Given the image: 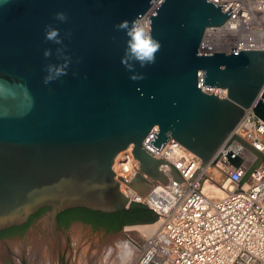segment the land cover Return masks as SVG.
<instances>
[{
  "label": "water",
  "instance_id": "95a60500",
  "mask_svg": "<svg viewBox=\"0 0 264 264\" xmlns=\"http://www.w3.org/2000/svg\"><path fill=\"white\" fill-rule=\"evenodd\" d=\"M150 3L0 0V231L43 207L53 220L73 207H148L127 197L117 180L122 171L114 163L124 149L139 163L134 179H122L139 194L169 182L161 166L186 183L144 150L154 126L160 130L149 144L158 151L172 136L201 158L191 178L226 140L239 139L228 138L255 102L264 121V49L200 51L206 29L232 13L208 0H165L150 17V33L162 44L156 63L137 64L145 79H129L121 63L128 37L114 26L140 18ZM58 12L68 20H56ZM48 25L60 30L62 44L45 39ZM58 48L71 58L68 74L45 84L47 66L64 63ZM199 75L221 94L204 91Z\"/></svg>",
  "mask_w": 264,
  "mask_h": 264
},
{
  "label": "built area",
  "instance_id": "2783aa9c",
  "mask_svg": "<svg viewBox=\"0 0 264 264\" xmlns=\"http://www.w3.org/2000/svg\"><path fill=\"white\" fill-rule=\"evenodd\" d=\"M164 1L151 0L140 17L149 31L150 17ZM208 1L224 11L231 8L232 13L224 24L206 29L200 51L264 49V40L255 41L257 33L264 37V0ZM199 78L204 91L221 94ZM263 92L264 87L258 98ZM255 105L246 109L228 138L240 140H226L209 166L200 167L191 178L201 158L172 136L158 151L149 142L160 129L154 126L149 131L142 142L144 150L167 161L186 183L175 180L170 167L161 166L169 182H153L148 195H141L125 181L134 179L139 161L127 149L118 154L116 167L125 179H117L122 191L131 200L139 198L163 221L158 232L141 244L136 264H264V161H259V154L264 156V121L256 115ZM235 159H241L239 166ZM213 168L221 176L216 178ZM213 188L224 194H210Z\"/></svg>",
  "mask_w": 264,
  "mask_h": 264
},
{
  "label": "bare ground",
  "instance_id": "6f19581e",
  "mask_svg": "<svg viewBox=\"0 0 264 264\" xmlns=\"http://www.w3.org/2000/svg\"><path fill=\"white\" fill-rule=\"evenodd\" d=\"M256 37H258V39L264 40L263 33H257L255 36V41H257ZM213 156L210 157L209 160L205 162L203 166L206 167L209 166V163L212 160ZM116 160L114 163L115 167H116ZM210 171L213 173V175L216 178L221 176L220 171L216 168L210 169ZM209 193L216 197H220L224 194V191L221 189L213 188ZM162 222H163L162 220H159L157 221L158 224L155 225L152 224V225L127 226L121 233L110 239L108 244L110 243L112 244L110 245L106 244L107 246L106 245L98 246L96 251H94L95 253L93 252L94 255L92 256V258H89V256H85V258L82 257L76 263L73 262L72 263L73 264H130L131 261L134 260V258L136 257L133 262V264H136V261L140 254V250H138V247L130 239V237L139 236L138 239L145 245L148 239L158 232V230L162 225ZM43 225L47 231L44 237L41 235L42 238H38V234L36 232L34 231L31 232L30 249L32 250V254L31 257H29V261H30L29 264H54L55 260H58L62 257L64 253V247L66 248L70 247V241H69L70 238L74 241H77L79 239L80 227L78 225L77 227L75 226V228L72 230L73 232L70 235L60 232L57 233L55 223L51 219V217L45 218L43 221ZM6 244H8L11 250L14 251L15 261L18 262L17 264H26L23 263L21 258V254H23L22 252L26 251L24 250L26 248V245L23 248L22 247L24 245L23 242H21L18 239L11 240L7 243H0V264H4L1 254L3 252L2 249H4L3 247Z\"/></svg>",
  "mask_w": 264,
  "mask_h": 264
},
{
  "label": "clouds",
  "instance_id": "9594fccd",
  "mask_svg": "<svg viewBox=\"0 0 264 264\" xmlns=\"http://www.w3.org/2000/svg\"><path fill=\"white\" fill-rule=\"evenodd\" d=\"M55 19L60 22H66L68 16L64 12L56 13ZM117 31H124L128 37L126 41L125 54L121 58V63L125 67L126 71L131 73L129 79L132 81H140L145 79L143 73L137 72L136 65L139 64L141 69L147 68L150 65L156 63V54L160 51L162 44L159 40L154 38L147 26L138 17L132 21H121L114 26ZM45 39L52 41L56 44H62L63 41L60 37V30L48 25L45 29ZM70 37L71 32L65 34ZM58 58L63 59L64 63L60 65L50 64L47 66L46 71L48 75L44 79V83L48 84L61 76L67 75V69L71 63V58L66 56L63 48L57 50ZM45 57H50L52 52L50 49L44 53Z\"/></svg>",
  "mask_w": 264,
  "mask_h": 264
},
{
  "label": "rangeland",
  "instance_id": "374dc122",
  "mask_svg": "<svg viewBox=\"0 0 264 264\" xmlns=\"http://www.w3.org/2000/svg\"><path fill=\"white\" fill-rule=\"evenodd\" d=\"M45 218H50V216L48 215V212L37 217L33 221V223L31 224L30 228L25 232L24 235H18L17 234V235L8 237L7 239H4L3 241H0V243H7V242H9L11 240H15V239H18L21 242H23L24 245L22 247L24 248L26 245V248L24 249L26 251L22 252L23 254H21V258H22L23 263L29 264L30 263L29 257H31V254H32V250L30 249L31 248V246H30V244H31V237H30L31 232L32 231L36 232L38 234V238H42V236L44 237V235L47 232L46 228L43 225V221ZM155 222H156L155 224H158L157 221H155ZM155 224H153V225H155ZM77 225L80 227L79 228L80 235H79V239H78L79 241L77 240L78 241L77 242V241H74L70 238V240H69L70 241V247L69 248L64 247V253H63L62 257L58 260H55L56 262L54 261V264H73V263H76L77 261H79L82 257L85 258V256H89V258H92V256L95 253L94 251H96L98 246L106 245V244L107 245L112 244V243L108 244L112 237L121 233L127 226H133V225H126L118 232H113V231L112 232H104L98 228H93L89 225L77 222V223H73L63 233L70 235L73 232L72 230L75 228V226L77 227ZM138 238H139V236L130 237V239L138 247V250H140L141 244L142 245H144V244ZM86 247H88V248H86ZM3 248L4 249H2L3 252L1 255H2V260H3L4 264H17L18 262L15 261L14 251L11 250V248L8 246V244L4 245ZM83 248H85L86 250ZM67 250H69V251H67ZM71 257H72V259H71ZM135 258H134V260H135ZM134 260H132L130 264H133Z\"/></svg>",
  "mask_w": 264,
  "mask_h": 264
},
{
  "label": "trees",
  "instance_id": "16d2710c",
  "mask_svg": "<svg viewBox=\"0 0 264 264\" xmlns=\"http://www.w3.org/2000/svg\"><path fill=\"white\" fill-rule=\"evenodd\" d=\"M48 207H43L39 209L36 213H34L28 222L16 225L10 228H6L2 231L0 234V237H11L14 236L17 232L14 230L15 228L23 227L18 232L21 235H24L26 232L27 227L33 223V221L41 216L43 212ZM89 209V208H87ZM91 210V209H89ZM97 212L103 213V214H110V225L108 226L109 231L118 232L120 231L124 226L126 225H152L155 224V221H158L159 215H157L153 210L149 209L148 207H135L133 209H129L127 211H116V212H102L97 210Z\"/></svg>",
  "mask_w": 264,
  "mask_h": 264
},
{
  "label": "flooded vegetation",
  "instance_id": "af4514ba",
  "mask_svg": "<svg viewBox=\"0 0 264 264\" xmlns=\"http://www.w3.org/2000/svg\"><path fill=\"white\" fill-rule=\"evenodd\" d=\"M50 211L48 207L44 212L47 213ZM41 214V215H43ZM110 214H103L97 212V210H89L86 207H73L65 209L58 213L56 220H52L56 226L57 233H63L68 227H70L73 223L80 222L82 224L89 225L93 228H98L104 232H112L108 230V226L110 225ZM31 224L27 227L26 231L30 228ZM13 227V226H12ZM23 227L15 228L16 234L21 235L18 231ZM3 230L0 231V234ZM8 237H0V241L7 239Z\"/></svg>",
  "mask_w": 264,
  "mask_h": 264
}]
</instances>
